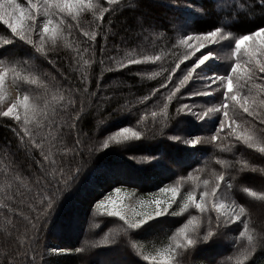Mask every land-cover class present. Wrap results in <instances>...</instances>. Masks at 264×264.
Instances as JSON below:
<instances>
[{"label":"trees","instance_id":"1","mask_svg":"<svg viewBox=\"0 0 264 264\" xmlns=\"http://www.w3.org/2000/svg\"><path fill=\"white\" fill-rule=\"evenodd\" d=\"M221 1L225 5L224 9L218 6L216 0H121L120 5L114 6L119 8V11L115 14L105 13L104 20L100 22L101 31L107 34V44L112 55L117 59H124L129 54L141 59L154 56H160L161 59L104 72L100 79L102 90L97 94L102 102L100 112L98 114L93 108L82 118L79 124L85 134L82 139L85 143L93 139L103 141L127 127L136 131L145 128L148 130L140 140H132L124 144L113 143L108 149H99L91 156L85 149L84 155L76 157L80 164L77 177L70 181L71 186L62 192L55 207L52 223L43 234L42 264H106L107 262L121 264L120 259L123 256H127L129 264H148L135 254L130 247L129 236L121 231L110 238L115 241L114 243L88 247L83 253L77 251L85 247L86 242L96 244L102 241V236L110 225L121 226L115 218L96 217V202L104 194H110L115 189L147 195L169 185L175 186L177 181L181 182L180 193L195 190L199 197L200 192L203 191V180L211 178L213 172H226V180L228 175L235 177L232 180L230 198L244 206L249 217L228 224L211 242L198 244L194 249L190 248L187 251L178 250L174 259L178 260L179 264H238V261L240 264H264V245L257 243L251 252L245 251L248 247L247 239L240 235L245 221L249 222L250 232L255 229L254 234L257 237L264 235V199L259 198L264 196V172L247 169L239 171L241 164L237 163L247 162L249 167L264 169V154L249 149L242 142L236 141L232 135L225 139L228 129L220 130L218 141L208 142V137L214 135L219 127L223 118L222 113L211 114L203 121L191 115L187 109L177 113V108L184 103L196 102L199 107L190 106V108L197 112L217 106L222 100V89L214 91L213 95L208 97L191 95L205 83V80H197L196 77L198 74L205 78L226 75L230 72L232 62L223 63V70H221L222 66L217 64L205 63L193 73V78L181 87L172 101L170 103L167 101L170 91L174 90V85L179 84L188 67L193 66L197 56L204 54L200 50L185 60L180 68L175 70V75L168 83L166 77L170 74V70L175 68V64L179 62L178 58L184 52L180 40L185 39L187 35L214 31L218 27L224 29L223 35L228 39H238L241 35L251 34L264 27V4L261 0ZM97 2L107 7V1L93 0V4ZM193 10L203 14L194 13ZM65 23L67 28L64 34L67 37V45L70 46L60 42L50 55L58 58L62 70L73 82L81 72L90 74L89 90L95 91L96 79L100 76L101 69L98 63H84L85 60H89L91 49L87 53L83 51L84 41L87 40L83 36V31L95 29L97 21L90 12H84L76 20L66 16ZM10 36V29L0 22V38L7 39ZM103 44V38L98 36L96 60L99 59V48ZM223 48L225 47L216 49ZM77 49L81 50L80 55L83 59L78 65L79 72H70L67 67L69 61L66 58L75 56ZM0 60H4L8 65L17 66L26 75L32 72L33 67L54 73L51 66L38 53L19 41L0 48ZM37 74L40 73L32 72L34 76ZM7 81L14 84L19 97L27 94L30 101L41 97L42 103L56 108L60 107L62 103L60 96L65 95L63 88L67 86L66 81H61L60 77H57L58 86L52 88L49 85L46 91L44 84L47 81L42 74L37 84L28 85L18 80L13 81L11 77L7 78ZM164 83H167V87H162ZM216 87L217 85H212L213 89ZM157 88L160 91L147 98ZM248 90L245 87L244 91ZM251 91L254 96H258L257 89L253 88ZM165 103H168L167 118L160 115ZM153 112L158 115L153 117ZM61 120L62 117L57 118V126ZM101 120L103 123H100ZM237 123H241V120ZM14 125L15 121L10 118L0 117V189L6 191L8 189L4 179V169L10 166L17 167L28 187L34 186L32 181L38 171L36 165L32 163V156L39 158V152L29 153L18 142L11 131ZM43 131L42 129V133ZM52 135L55 139L51 158L57 161L62 159L70 161L71 152L68 149L72 147V137L65 136L61 140L55 128L52 129ZM171 136H180L181 140H171L169 139ZM193 137L203 138L195 148L182 142ZM229 145L233 146L229 148ZM221 148L225 150L222 151ZM218 160L226 162V167L217 164ZM190 175L200 177V188H195L188 179ZM244 188L256 192L257 196H249L243 191ZM221 190L223 191V186ZM21 191L26 189L22 187ZM173 212L180 214L172 215ZM5 215L11 214L0 210V257L8 251V243L13 239L3 230ZM208 215L215 217L217 213L206 210L201 214L193 207L182 213L180 209H169L165 216L133 231L131 240L136 244L153 243L157 246L163 245L162 243L169 244L171 236L188 223L192 216L198 218L202 236L207 230ZM13 219L20 232L17 233V230L11 226L9 230L13 232V236L22 234L24 221L19 217ZM105 220H107L105 224L100 226ZM51 238L55 240L54 243L50 241ZM54 248L63 251L58 255H52L49 250ZM45 249L49 253H46ZM101 256L104 257L100 258Z\"/></svg>","mask_w":264,"mask_h":264},{"label":"snow or ice","instance_id":"2","mask_svg":"<svg viewBox=\"0 0 264 264\" xmlns=\"http://www.w3.org/2000/svg\"><path fill=\"white\" fill-rule=\"evenodd\" d=\"M261 3L264 4V0H261ZM120 4L121 0H107V7L99 2L93 4V0H27L28 6L25 7L18 0H0V22L6 25L11 32L9 38H0V48L19 41L38 53L54 70L53 73L35 67L32 69V72L40 73L45 77L47 82L44 84V88L46 91L49 85L52 88L58 86L57 77H60L61 81L67 82V86L63 88L65 95L60 96L62 103L59 108L42 103L41 97L30 101L27 94L19 98L13 96L5 102L7 78L11 77L13 81L18 80L32 85L40 82V74L34 76L30 72L26 75L17 66L8 65L4 60H0V117L15 121L11 131L29 153L39 152V158L35 155L32 156V163L36 165L38 170L32 181L33 187H28L25 184V178L17 167L10 166L4 169V179L8 190L0 189V210L11 214L10 216L5 215V228L3 230L13 239L8 243V251L0 257V264H42L44 252L42 251L41 241L43 234L52 223L55 207L62 192L70 187V181L75 180L77 177L80 169L79 161L76 160L78 155H84L85 149L87 154L91 156L99 149H108L109 145L113 143L124 144L132 140H140L148 130L145 128L136 131L127 127L108 136L103 141L93 139L85 143L82 139L85 134L79 127L82 118L89 110L95 108L98 114L100 112L102 102L97 94L102 90L100 79L105 71H116L127 68L129 65H140L146 61L155 62L161 59L160 56L141 59L131 54L124 59H117L109 52L107 34L101 31L102 24L100 22L104 20L105 13L115 14L119 11L120 9L114 6ZM84 12H90L97 21L95 29L83 31V36L87 38L84 41L83 51L87 53L91 49V56L84 63H98L101 69L100 76L96 79L95 91L89 90L90 74L81 72L73 82L62 70L58 58L50 55V52L60 42L70 46L67 45V37L64 34L67 28L65 17L71 16L72 19L76 20ZM39 18L43 19L40 23H37ZM223 32L224 29L218 27L214 31L187 35L185 39L180 40L184 52L178 58L179 62L175 64V68L170 70V74L166 77L167 82H171L175 70L179 69L185 60L194 56L200 48L209 43L217 44L220 39H227ZM98 36L103 38L104 44L99 48V59L96 60ZM80 51V49H77L75 56L66 58L69 61L67 67L70 72H79L78 65L83 59ZM232 55L235 59L228 74L206 78L198 74L196 79H203L205 83L201 88L191 93L193 96L208 97L213 95L214 91H221L222 89L221 102L217 106L208 107L201 112L193 111L188 103H184L177 108V113L187 109L191 115L201 121L206 117H210L211 114L222 113L223 118L219 127L214 135L208 137V142L218 141L220 130L228 129L225 139H227V136L232 135L236 141L242 142L249 149H255L264 154V27H260L251 34L241 35L236 39ZM211 59H213L212 53L197 56L196 60L193 61V66H189L186 74L179 80V84L174 85V90L170 91L167 101L170 103L176 93L180 92L181 87L193 78V73ZM162 71L169 70L162 69ZM257 81H260V83H256ZM212 85H217V87L213 89ZM162 87H167V83H164ZM245 87L249 89L247 92L244 91ZM253 88L258 90V96L252 94L251 90ZM159 91V88L155 89L147 98H151ZM94 101L96 103H93ZM157 115L156 112L152 113L153 117ZM160 115L167 118L168 103L163 104ZM58 117H62L59 126H57ZM144 119H147V117H144ZM238 120H241V123H237ZM41 121L46 123L41 124ZM100 123H103V120ZM53 128L56 129L61 140L65 136L72 137V147L68 149L71 152L70 161L63 159L57 161L51 158L55 139L52 135ZM42 129L44 130L43 133ZM169 139L180 141L181 137L171 136ZM202 139V137H193L184 139L182 142L195 148L202 142ZM232 146L229 145V148ZM217 147H221V145H217ZM221 150L225 149L221 148ZM237 163L241 164L239 171L247 169L253 172H264V169L249 167L247 162L238 161ZM217 164L226 167V162L218 160ZM226 174V172H213L211 178L203 180V191L200 192L199 198L195 190L188 192L186 197L182 198L181 213L187 211L190 207L199 210L201 214L205 213L206 210H215L217 213L215 217L211 215L206 217L207 230L205 233L202 236L200 235L198 218L192 216L188 223L184 224L176 231L175 235L171 236V242L168 246L157 250L154 254H144L142 248L131 240V233L168 213V209L176 202V198L180 193V181H177L175 186L169 185L161 189V192L166 194V199L153 197L151 200H141L137 207L133 208L121 204L119 200L113 201L109 198L98 203L96 208L103 210L108 216L118 217L119 220L123 221L120 231L129 236L132 250L148 264H179V261L174 259L178 250L187 251L190 248L194 249L198 244L211 242L219 231L228 224L249 217L246 208L230 198L229 193L233 188L232 180L235 177L228 175L226 180ZM188 179L192 181L195 188L201 187L199 176L190 175ZM222 186L223 191L221 190ZM22 187L26 191H21ZM243 191L247 192L249 196H257L256 192L248 188H244ZM259 198L264 199V196ZM179 214L177 212L172 213V215ZM221 214L223 219H221ZM14 217H19L24 221L22 234L15 236L9 230V226H11L17 230V233L20 232L19 227L14 223ZM254 233L255 229L251 232L249 230V222H243V232L240 235L247 239L248 247L245 251L251 252L257 243L264 245V235L257 237ZM114 242L109 235L96 244L86 242L85 247H81L77 251L83 253L88 247H98L101 244ZM49 251L59 253L63 250L50 249ZM238 264H240L239 261Z\"/></svg>","mask_w":264,"mask_h":264},{"label":"rangeland","instance_id":"3","mask_svg":"<svg viewBox=\"0 0 264 264\" xmlns=\"http://www.w3.org/2000/svg\"><path fill=\"white\" fill-rule=\"evenodd\" d=\"M107 1V0H105ZM19 3H21L22 5H24L25 7H27V0H18ZM216 2L218 3V6L221 7L222 9H224L225 5L221 0H216ZM194 13H200L201 15L203 14L202 12L198 11V10H193ZM43 18H39L37 20V23H40L41 20ZM234 38L232 39H220L219 42L217 44H207L204 47L200 48L197 52H199L200 50L203 51L204 54L206 53H212L213 54V59L206 61L205 63H210V64H217L218 66H222L221 70H223V63L227 64L228 62H233V60L235 59V57L232 55L233 51H234V43H235ZM214 47V49H213ZM219 47H225L222 50L220 49H216ZM203 54V55H204ZM226 69V67H225ZM13 96L19 98V92L16 89V87L14 86L13 83H11L10 81H7L6 79V83H5V102H7L9 99H11ZM192 108H197L199 107V105L196 102H190L188 103ZM41 124H45L44 121H41ZM162 189V188H161ZM160 190H157L154 193L151 194H147V195H140L137 194L134 191H130V190H124V189H115L114 191H112L110 194H104L103 197H101L100 200H98L95 204V213H96V217L104 218V217H109V218H115L117 219L120 224H123V221L119 220L118 217H114V216H108L106 213L103 212V210H98L96 208V205L98 203H100L103 200H107V199H111L113 201H117L119 200L121 202V204L126 205V206H131L133 208L137 207V205L139 204V202L141 200H151L153 199V197L158 198V199H166V194L162 193ZM187 193H179V195L176 198V202L173 203L171 205V207L169 209H174V210H179L182 207L183 204V197H186ZM199 198V197H198ZM119 206V205H117ZM194 208V207H193ZM168 209V211H169ZM215 212V210H213ZM216 213V212H215ZM221 216H223L221 214ZM163 217V216H162ZM105 221H102L100 223V226L104 225ZM195 223V222H194ZM120 232V226L115 224V225H110L106 231L104 232L102 239H104L105 236H109L110 238L113 237L114 235L119 234ZM166 239H164L165 241ZM52 243H54V239L51 238L50 240ZM163 240H161L162 242ZM143 250L144 254L148 255V254H154L157 250L167 247L168 243H162L163 245L157 246L153 243L150 244H145V243H137ZM57 249V248H54ZM46 253H49L48 250L45 249ZM50 253L52 255H58V252L56 251H50ZM104 256H101L100 258H103ZM121 257V256H120ZM121 264H129L128 258L127 256H123L121 257ZM210 260V259H209ZM106 264H112L111 262H107Z\"/></svg>","mask_w":264,"mask_h":264}]
</instances>
